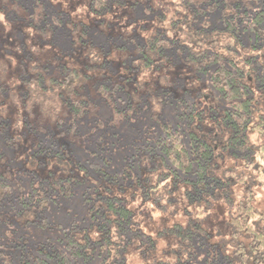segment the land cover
I'll return each instance as SVG.
<instances>
[{
    "label": "trees",
    "instance_id": "1",
    "mask_svg": "<svg viewBox=\"0 0 264 264\" xmlns=\"http://www.w3.org/2000/svg\"><path fill=\"white\" fill-rule=\"evenodd\" d=\"M138 1L76 0L105 33L95 43L62 0H0V264H126L128 252L144 264L210 262L197 248L219 253L210 229L224 221L234 244L223 261L264 264L253 191L264 186V0L166 1L172 36L156 25L163 7L132 19ZM113 32L134 37L129 68L153 74L135 89L137 110L117 107L126 77H114L113 58L129 50ZM23 132L42 143L26 160ZM76 184L87 218L58 247L14 235L12 224L47 226L46 206ZM158 239L174 242L173 258Z\"/></svg>",
    "mask_w": 264,
    "mask_h": 264
},
{
    "label": "rangeland",
    "instance_id": "2",
    "mask_svg": "<svg viewBox=\"0 0 264 264\" xmlns=\"http://www.w3.org/2000/svg\"><path fill=\"white\" fill-rule=\"evenodd\" d=\"M22 3L28 5L30 0H19ZM63 2L60 3L61 10L68 16L72 17V14L81 17L84 19L86 17V8L82 4H77L76 0H62ZM166 1L169 3L174 2L175 0H139L136 5L133 6L134 14L132 15V19H135L137 21L141 22H148L151 15L157 14L158 11L163 7V4L166 3ZM48 2V0H46ZM147 3H152L151 8H148ZM57 4L51 5L48 13H51L56 10ZM53 9V10H52ZM163 11L166 14L165 22H156V25L161 26L164 31L172 36L177 34V29H172L169 27L168 22H170L172 19H174V16L171 12V9L168 7H163ZM2 17V16H1ZM0 17V19H1ZM87 22L89 24V28L87 30V38L92 42H99L104 43L105 42V33H103L100 29V27H96L95 24L98 21V18H94L91 15H87ZM167 20V21H166ZM208 20L211 22V24L214 23V19L210 16L208 17ZM171 26V25H170ZM130 30V27H124L123 31ZM113 38L111 39L113 44L119 45V43H124L128 47L127 55H120L118 53H115V57L113 58V61L115 64L112 66V72L114 74V77H118V80H122L123 77H126L124 80V90L123 93H120V97L122 98V102H120V99H117V107L124 106L126 109L133 110L137 108L140 105H143V103L140 101L139 98H134L133 94L135 93V89L139 88L140 84H143L145 79L150 80L152 79L153 74L149 73L148 71H144L138 68H132L130 69L129 66H134L131 59V53L132 48L134 47V37L132 33L130 35H127L126 37L123 36H116L113 32ZM64 43V41H63ZM108 47V46H106ZM122 69H121V68ZM139 91V90H138ZM138 97L139 95L136 94ZM115 96V95H114ZM138 101L139 104H135V102ZM131 102L132 106H128L127 103ZM143 113V111H141ZM134 124L133 121L127 122L128 129L123 131V135L125 137H132L136 132H133V130L130 128ZM16 128H19V122H16ZM138 132V131H137ZM131 134V135H130ZM253 143H259L262 139L257 136L256 134H251L250 136ZM23 141L24 143L21 145L22 155L24 156L23 160H26V158H29V155L31 152L38 148V146H42V143H38L37 141H41L40 138L31 133L30 135L28 132H23ZM132 146L127 147L126 150L131 149ZM35 156L37 157V160H44V166L48 167L49 163L47 162L48 158L43 157V153H35ZM115 167L112 166L111 169L113 170ZM108 170H110L108 168ZM74 193L69 198H57L56 201L51 202L48 206H46L45 210L41 215H44L46 220L48 221L47 226L41 227V226H18L12 224L11 227L15 229L14 235H21L19 239H25L26 243L29 245H32L34 243H39L43 241H48L53 244V247L59 246V238H61V242L64 240L65 232L69 230L70 227H72L73 222L75 221L79 226L82 225L86 221V208L85 203L83 201L82 196V186L81 184H76L74 186ZM254 191V204L258 209H264V186L263 187H253ZM239 192L238 194H240ZM175 205H169L168 206V212L174 210ZM152 215H154V219L156 220V223L158 222V218L160 217V212L157 211L155 208H150ZM179 209V207H178ZM176 216H180V212L176 211ZM168 213H165L164 215H167ZM20 227V228H17ZM21 227H24V229H21ZM262 228H264V223H262ZM210 231L213 234V242H217L214 247L219 248V253L214 251L211 248H208L206 245H204L202 248H197L196 253H200L202 255H205V258L210 262H200L197 260V258L194 257L191 259L190 264H226V261H223L222 256L225 253H230L232 250L233 244L232 240L230 239L229 233L231 232L225 221L224 223H216L212 225ZM23 235V236H22ZM170 241V240H169ZM220 244V245H219ZM158 251L160 250L161 257L165 258L166 253H170V248H174V242L171 241V244H168V240L166 239H158L157 242ZM225 249V250H224ZM148 254V253H147ZM159 255V253L157 252ZM151 256V254H149ZM167 258L174 256L171 254L166 255ZM213 256V257H212ZM126 264H144V258H141L136 252H128V255L126 257Z\"/></svg>",
    "mask_w": 264,
    "mask_h": 264
}]
</instances>
